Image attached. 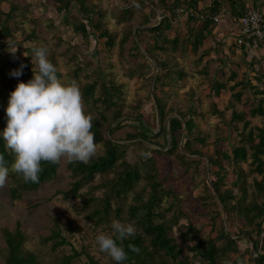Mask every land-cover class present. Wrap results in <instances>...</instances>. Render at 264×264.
I'll list each match as a JSON object with an SVG mask.
<instances>
[{"label":"rangeland","instance_id":"rangeland-1","mask_svg":"<svg viewBox=\"0 0 264 264\" xmlns=\"http://www.w3.org/2000/svg\"><path fill=\"white\" fill-rule=\"evenodd\" d=\"M67 1H70L69 8L59 10V5L51 0H0V29L1 26L8 27L15 39L10 43L9 38L0 36V133L7 125L5 110L10 93L15 90L11 85L20 78L11 77L9 73L19 69L21 64L32 71L33 48L46 47L49 60L57 68L58 78L65 83L75 81L81 93L89 84L99 87L101 73L105 75L106 85L113 81L118 89L111 92L115 106L107 110L101 102L84 101L82 95L83 107L86 115L99 118L100 132L105 140H109L110 130L116 129L114 118L120 115L126 126L115 131L114 138L124 147L123 160L105 175H96L89 185L78 191L75 198L70 193L73 178L68 169L70 161L66 159L57 163V174L52 180L42 184L38 191L24 194L21 199H11L9 193L14 184L8 177L6 185L0 188V264H4L6 254L3 231L13 232L17 224L27 238L25 248L38 257L40 264H62L74 252L79 256L74 257L70 264H91L89 257L97 264H113L109 256L99 251L95 238L101 232L111 233L114 209H122L123 217H127L129 207L147 200L151 195L153 181L149 179L152 176L161 184L160 192L163 195L162 201H158L154 207V224L163 223L168 228L169 236L184 250L183 256L194 264H203L199 257L200 250L194 245L198 241L213 239L217 241V246H221L224 241H218L217 237L224 229L237 242V252L228 255L230 260L238 258L240 264H252L258 251L244 237L257 241L259 249L264 243L263 233L257 236L255 227L246 222L235 202L240 199L247 207L262 203L264 196L255 192L253 182L260 181L264 172L262 175L256 173L249 148L247 161L236 164L218 158L215 151H225L231 156V146L239 143V132L230 124L233 110L246 113L251 127H264V117L251 118L248 114L252 107L264 100V94L255 95L252 89L244 91L240 86L230 90L233 84L249 83L264 93V51L257 50L254 55H247L232 47V36L230 39L226 36L234 32L232 18H221L229 10L227 3L217 17L218 21H225L221 24L219 21L215 26L223 37L218 39V32H213L202 49L211 48V53L199 61L201 52L192 53L185 41L186 25H196L188 20L190 12L198 16L197 12L209 7L213 0H192L198 2L197 9L191 11L186 9L189 0H178L180 7L171 12L166 8L177 4V0H165L164 3L160 0H83L87 10L94 12L91 15L93 25L101 21L103 30L114 37L111 49L105 44L107 39L99 37L102 30L87 23L79 2ZM242 1L243 6L247 3L255 7L253 0ZM255 2L257 8L264 9V0ZM12 6L16 9L10 12ZM127 10L131 11L130 17L122 15ZM165 19L171 22L165 35L169 39L176 38L178 44L175 49L168 45L165 51L152 52L154 59L165 62L172 73L154 88L153 82L159 68L146 51L152 45L155 34L146 27L167 21ZM80 25L86 26L89 33L87 40L74 30ZM137 28H140L141 41L130 34L134 35ZM26 36L31 40H25ZM126 36L127 40L121 48V40ZM134 41L139 43L138 50L134 49ZM7 44L18 48L15 56L7 51ZM177 70L185 74L183 79L176 77L174 72ZM164 73L165 70L162 75ZM212 83H225L227 90L217 97L211 91ZM98 87L96 99L99 97ZM239 91H243L240 103L233 97ZM155 96L166 113V128L169 119L179 114H183L185 120H193L194 128L189 137L191 148L192 151H200L201 155L185 154L186 161L183 162L175 156L155 154L168 150L159 147L164 145V136L159 134L160 119ZM101 113H104L106 123L100 119ZM138 118L151 131L148 140L132 138L138 129L142 130L135 121ZM235 124L239 130L242 129V123ZM198 139L203 141L202 144ZM257 142L258 138H255L253 144ZM150 145H154L156 150ZM96 146L97 152L93 158L104 155V142L96 143ZM142 152H151L150 158L145 159ZM216 159L220 160L219 166L213 164ZM146 160L154 169L148 168L133 190L127 194L121 193L119 200H109V216L103 217L102 221H99V215L91 216L92 212L99 210V206H104L103 199L110 188L108 185L115 180L116 173L123 171V163L133 166ZM216 173H220L223 179V184H217L220 192L213 188L219 181ZM236 175H240V185L245 189L243 193L233 186ZM228 189L238 199L227 200L223 209L218 197L219 193ZM130 223L137 230V219ZM56 231L65 243L55 249L54 240H47ZM185 232L189 234L183 242L180 234Z\"/></svg>","mask_w":264,"mask_h":264},{"label":"trees","instance_id":"trees-1","mask_svg":"<svg viewBox=\"0 0 264 264\" xmlns=\"http://www.w3.org/2000/svg\"><path fill=\"white\" fill-rule=\"evenodd\" d=\"M2 2H6L9 0H1ZM57 5H59V10H66L70 6V1L67 0H51ZM164 3L165 0H160ZM79 2L80 10H83L85 13V17L87 23L91 26L93 25L91 15L94 14L93 11L87 10L86 6L84 5L83 0H76ZM177 4L173 3L167 6L170 12L172 10L177 9L180 7V2L177 0ZM198 2V1H197ZM197 2L189 0L187 11L197 9ZM225 3L228 5V12H230V17H239L243 11V1L242 0H213L211 5L205 8L203 11H198V16L195 15V12H190L193 15L188 17L189 22H193L196 25L188 26L186 25L187 31V38L186 43L189 45L190 50L192 53L201 52L198 60L202 61L204 57L210 55L211 48H207L203 50V47L206 44V41L210 39L212 36L213 31L215 30L216 23L214 21L224 10L223 7ZM254 5L256 7V2L254 0ZM175 6V7H174ZM16 7H11L10 12L15 11ZM174 17V12L172 13ZM123 16H131V11L127 10ZM202 16V18L200 17ZM102 15H99V18ZM167 21H162L158 24H155L150 27H146L148 31L154 33V40L149 49H147L146 54L150 56L159 68V73L154 78L153 87L155 88L156 85L162 83L164 79H168L172 76L171 71L167 68L166 63L162 61L155 60L153 57L152 52L158 51H165L166 46L170 45L172 49H175L178 44V40L176 38L169 39L165 32L169 29L171 22L168 19ZM93 27L102 30L99 34V37L107 39L105 44L106 46L111 49L114 37L108 33L107 31L103 30V25L101 21L94 24ZM76 33L81 34L84 39H88L89 33L86 29L85 25H80L74 27ZM140 28H137L134 35L132 33L131 36L137 38V40L141 41L139 38ZM0 36L1 38L7 37L10 40V43H13L15 39L13 38L10 30L6 26H1L0 29ZM25 40H31V37L26 36ZM127 40V36L121 40L120 47L123 48L125 41ZM134 49L138 50V45L136 41L133 42ZM232 47L238 49V47L232 43ZM242 53H246L244 50L241 51ZM254 58V57H253ZM165 70L164 75L162 72ZM177 78H184L185 74L177 70L174 72ZM233 76V75H232ZM33 78V72L30 71L27 67L23 69V74L20 78L14 83H12L11 88L14 90L18 83H27L30 79ZM100 81L99 87L96 84H89L82 90V95L84 97V101L88 102L89 100L92 102H101L106 106V109L109 110L111 106H115L114 101L112 100V91L116 92L118 89L113 84V81H109V85H106L105 82V75L100 74ZM232 80V79H231ZM237 86H240L244 91L252 89L255 95H262L264 94L261 92L262 90L257 87H252L249 83H238L233 84L230 87V90H235ZM97 87L99 88V97L95 98V93ZM227 90L225 83H212L211 91L217 97L224 93ZM154 91V90H153ZM234 92V91H233ZM243 91H239L233 94V97L237 102L240 103L241 96L243 95ZM154 100L156 101L157 112L160 119V131L159 134L164 136V145L159 146L160 148H168V150L163 152H155V154L159 155H167V156H175L179 161H186L185 154H189L190 156H198L201 155L200 151H192L191 144L192 141L189 138L192 129L194 128V123L191 118L185 120L183 114L177 115V117H172L168 121L167 128L165 127L166 121V113L164 112V108L160 102V100L155 96ZM264 101V100H263ZM262 100L260 101L259 105L256 107H252L249 110V116L251 118L254 117H264V106L262 105ZM191 113V109H189ZM247 116L246 113L232 111L231 113V120L230 124H233L235 130L239 132V143L237 146H231V156L229 153L225 151H215L216 155L219 156L218 158H222L224 160H230L232 163H241L247 161V151L248 148L252 151L250 157L252 158V163L255 164V170L258 175H262L264 172V161H262V157H264V127H251V122L246 120ZM100 119H102L106 123V117L104 113L100 114ZM120 115L117 114L114 118V122L116 124L115 130H110L109 132V140H105L102 133L100 132V124L99 118H93V128L92 132L95 135V142L100 143L104 142V155L92 158L89 163L83 164L79 162H70L68 164V169L71 172V176L73 178L72 186L70 189V193L73 198H75L78 194V191L84 187L89 185L96 175H105L108 171L112 170L116 164L123 160V146L116 141L114 138V132L120 130L123 126ZM138 122V126L142 127V130H137L136 133L133 134V139L137 140L138 138H143L144 140H148V137L151 135V131L141 121V118L135 120ZM242 123V129L239 130L235 123ZM110 125V124H109ZM108 125V126H109ZM247 130V131H246ZM156 137V135H154ZM153 137V138H154ZM255 138H258V142L253 144ZM199 140V139H198ZM202 144V140H199ZM168 146V147H167ZM156 150V149H155ZM0 155H3L7 165H11L13 163V156L5 150L4 141L2 137H0ZM188 158V157H187ZM211 161V160H209ZM146 161H139L135 163L133 166L123 163L124 169L121 173H116L115 180L111 181V184L108 185L110 188L107 190V196L103 199L105 202L104 206H99V210L96 209L90 215L95 216L99 215V221L103 220V217H108L109 212L111 210V205L108 204L110 199L119 200L121 197V193L127 194L133 190L134 185L140 180L142 174L147 171L148 168L154 169L151 167L150 162L147 163ZM220 160L216 159L213 161L215 166H219ZM57 163H48L42 162L41 167L43 171L39 174V183H25L21 176L16 174L10 173L9 178L12 180V184L14 187L10 189V197L11 199L15 200L16 198L21 199L24 194L26 193H34L38 191L40 186L50 180H52L55 175L57 174ZM146 173V172H145ZM238 174V172H237ZM217 179L219 180L216 184L213 185V188L216 192H220V188L217 185L222 182L223 179L220 173H216ZM236 180L234 182L235 187H237L238 191L243 193L245 189L242 185H240V175H236ZM150 181H153L151 186V195L148 196L147 200L140 203L136 206H131L128 208L127 217H123V211L120 208H116L113 210L115 220H119L122 223H130L132 220L137 219L139 222L136 230V234L132 237L123 241L122 246L124 247L128 259L123 262V264H194L190 261L187 256H183L184 250L179 248L175 241L169 236L168 228L163 224H154V207L157 205L158 201H162L163 195L161 194L160 190L162 189L161 184L156 181L154 176L150 177ZM253 187L256 189L260 195L264 196V176L261 178L260 181H254ZM259 196V195H257ZM261 197V196H260ZM219 201L223 209L226 207V202L229 199H236L237 196L232 195V190H227L224 192L219 193ZM238 199V198H237ZM237 205L239 212L242 214L246 222L249 223L250 226L255 227V231L257 236L259 237L262 234V240L264 241V199L261 204H252L251 206H243L240 199L235 202ZM234 205V206H235ZM235 210V208H234ZM189 230V228H188ZM188 232L181 233L180 236L182 241L186 240L188 236ZM57 239V241H55ZM246 241L252 243L254 250L258 251L257 257L252 259V264H264V243L258 249V242L252 241L248 236L244 237ZM3 240L5 245V257H4V264H40L38 257L28 251L25 248V243L27 241L26 236L20 230V225H16V229L12 232L7 231L6 229L3 231ZM53 247L56 249L59 246L64 245L65 241L63 237L59 234L58 231L53 232V234L48 238L47 241H53ZM59 240V241H58ZM217 240H223L224 243L221 246H217L215 240L207 239L205 241H198L194 247L198 248L199 257L201 258V262L203 264H240V260L236 258L235 260H230L228 256L230 253L237 252V242L233 239L229 234H227L224 229H221L220 235H218ZM118 243H120L118 241ZM134 245L139 249V252H134L129 249V245ZM79 256L78 253L74 252V254L70 257H67L62 261V264H70L74 257ZM89 262L91 264H97L91 257H89ZM113 264H116L114 261Z\"/></svg>","mask_w":264,"mask_h":264},{"label":"clouds","instance_id":"clouds-1","mask_svg":"<svg viewBox=\"0 0 264 264\" xmlns=\"http://www.w3.org/2000/svg\"><path fill=\"white\" fill-rule=\"evenodd\" d=\"M17 49L7 44L12 56ZM48 56L46 47L33 48V78L27 83H18L10 93L5 110L7 125L0 137L14 159L9 166L0 155V188L6 185L10 173L21 176L25 183H39L42 162L55 164L66 159L87 164L96 155L95 135L91 131L93 117L85 114L80 87L75 81L62 82ZM25 67L21 64L9 75L19 78ZM149 147L155 150L154 145ZM141 155L147 159L151 152ZM135 234L133 224L113 220L111 233H99L95 243L101 253L116 264H123L128 259L123 241ZM128 247L139 252L134 245Z\"/></svg>","mask_w":264,"mask_h":264},{"label":"built area","instance_id":"built-area-1","mask_svg":"<svg viewBox=\"0 0 264 264\" xmlns=\"http://www.w3.org/2000/svg\"><path fill=\"white\" fill-rule=\"evenodd\" d=\"M214 21L218 22V19ZM232 23V43L238 47V51L244 50L250 55H254L257 50L264 51V9L246 3L241 16L232 18Z\"/></svg>","mask_w":264,"mask_h":264},{"label":"crops","instance_id":"crops-1","mask_svg":"<svg viewBox=\"0 0 264 264\" xmlns=\"http://www.w3.org/2000/svg\"><path fill=\"white\" fill-rule=\"evenodd\" d=\"M246 1V0H245ZM254 1V0H253ZM226 16H228L230 19H231V17H230V12H228V10L226 11V13H225V16L224 17H221V18H225ZM219 18V17H218ZM232 20V19H231ZM220 21V22H219ZM218 22L221 24L222 22H224L225 20H222V19H220ZM224 28V27H223ZM214 33H217L218 32V34H217V36H218V39H220V38H222L223 36V34H220L219 32L220 31H217V29L216 30H214L213 31ZM232 33H233V31L230 33V34H228V35H226V36H228V38L230 39L231 38V36H232ZM230 36V37H229Z\"/></svg>","mask_w":264,"mask_h":264}]
</instances>
